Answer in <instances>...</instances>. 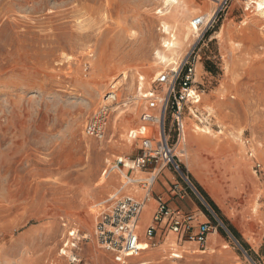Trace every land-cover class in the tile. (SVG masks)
Masks as SVG:
<instances>
[{
	"label": "rangeland",
	"instance_id": "374dc122",
	"mask_svg": "<svg viewBox=\"0 0 264 264\" xmlns=\"http://www.w3.org/2000/svg\"><path fill=\"white\" fill-rule=\"evenodd\" d=\"M246 3L231 0L216 14L212 0H0V264L125 263L97 245L94 224L108 207L104 192L118 158L141 154L139 139L125 148L127 135L140 129L141 114H158L150 95L166 91L157 82L171 71L157 55L168 40L163 24L181 34L196 17L206 23L178 50L175 69L189 59L199 101L181 103L182 121L213 148L186 154V129L179 144L170 114L165 123L196 191L187 196L198 222L220 225L207 237L217 246L176 245L165 230L156 235L157 246L164 242L158 256L148 258L155 250L147 245L126 262L264 264V14ZM105 105L104 139L87 137L85 123ZM120 170L127 184L129 171ZM175 181L187 188L177 174Z\"/></svg>",
	"mask_w": 264,
	"mask_h": 264
},
{
	"label": "built area",
	"instance_id": "2783aa9c",
	"mask_svg": "<svg viewBox=\"0 0 264 264\" xmlns=\"http://www.w3.org/2000/svg\"><path fill=\"white\" fill-rule=\"evenodd\" d=\"M217 8L215 13H221L226 9L231 0H212ZM249 2L250 0H241ZM206 23L204 17H196L192 22L194 28H201ZM194 70L186 58L179 67L173 71L163 72L157 78V82L166 88L162 96L150 95L148 103L149 110H157L158 114L154 116L149 112L141 114L140 126L137 134L129 132L131 140L139 139L141 141V154L133 159L118 158L114 170L123 169L125 161L129 166L127 171H147L149 176L138 182L140 188L145 190L146 195L139 201L133 197L125 196V198H110L105 202L108 207L102 210L96 218L94 224L93 237L98 246L102 247L106 252L114 254V261L123 263V259L131 256H138L143 250L141 249V241L138 233L137 221L142 213L143 205L148 201L152 194L150 189L156 182L158 172L157 167H166L177 174L181 180L187 183V188L181 186L174 187L173 197L183 199L187 196V192L196 193L189 182V176L183 170L180 158L176 154V145L172 144L171 131L167 129L165 118L166 114H170L172 129H174L175 140L182 144L184 137V122L182 121V102H190L197 104L199 94L192 89ZM107 99L115 100L114 93L110 94ZM109 107L106 105L95 112L85 123L84 134L97 140H103L106 133V123L109 117ZM140 136V137H138ZM127 184L135 182L130 176L125 174ZM188 189V191H187ZM155 212L152 217L151 224L144 231L143 236L150 247H156V235H161L165 230L176 236V241L197 244L200 250L206 247V240L213 232H217L218 223L211 225L207 220L198 222L197 216L191 213H185L180 210L170 209L167 202L162 198L155 199ZM76 259L72 258L70 263H75Z\"/></svg>",
	"mask_w": 264,
	"mask_h": 264
},
{
	"label": "crops",
	"instance_id": "0c3cea01",
	"mask_svg": "<svg viewBox=\"0 0 264 264\" xmlns=\"http://www.w3.org/2000/svg\"><path fill=\"white\" fill-rule=\"evenodd\" d=\"M190 124H184V129H186V135H185V139H188L186 145H185V150H186V154H190L191 156L196 155H202L204 153V151H209L210 148H213V144L211 142V140L207 139L204 134L202 133H195L193 132V130H191L190 128ZM184 135V134H183ZM184 138V137H183ZM179 147V146H177ZM139 156V155H138ZM196 165V169H198L199 171H203V166L201 162H199L198 164L195 162L193 163ZM192 164V165H193ZM187 171L189 172L188 168H186ZM192 169V168H190ZM129 171V170H128ZM155 172H158V177L156 182L152 185L150 192L152 194V197L146 201L143 205L142 208V213L140 214L138 221H137V227H138V233L140 236V241L141 244L142 243H146L143 233L144 231L148 228V226L151 224L152 221V217L153 214L155 212V206H156V202L155 199L158 198H162L164 201L167 202V205L170 209L173 210H180L182 212L185 213H191L196 215L197 211H198V206L197 203H195V201H192V199L190 198V196H187L186 198L183 199H179L178 197L175 198L173 197L174 193L173 189L174 187L177 185V188L179 187V184L175 181V174L172 173V171H170V169L166 168V167H157L154 170ZM113 174L110 175V185L107 188V190L104 192V194L108 197H112L114 195H116V197L121 198H125V196H130L133 197L139 201H141L144 196L146 195L145 190L142 188H140V186L137 184L138 182L146 179L149 175V172L147 171H141V172H137V171H129L126 172L125 174L127 176H130L135 182L131 183V184H126L124 186V182H123V178L121 176V174L116 173V172H112ZM190 174L191 177L193 179L196 180L197 184L204 189V184L202 183V180L200 177L197 176V174L192 173V170H190ZM197 216V215H196ZM200 220L199 218H197V221ZM171 236V239L173 241V243H176V237L175 235L169 233ZM165 241V240H164ZM164 243V242H163ZM163 243L156 246V247H150L149 249H154L155 251L153 252H149L146 253L148 254V258L150 257H154V256H158L159 255V251L162 250L159 249L157 250V248H160L161 246H163ZM206 247L204 250H201L202 252L206 251L207 249L211 250L213 249L215 246H217L216 242L212 241V239L210 241L206 240ZM178 243H176L177 245ZM188 244H193V243H188ZM197 245V244H195ZM198 247V246H197ZM145 251V250H144ZM144 251H142L140 254H142Z\"/></svg>",
	"mask_w": 264,
	"mask_h": 264
},
{
	"label": "bare ground",
	"instance_id": "6f19581e",
	"mask_svg": "<svg viewBox=\"0 0 264 264\" xmlns=\"http://www.w3.org/2000/svg\"><path fill=\"white\" fill-rule=\"evenodd\" d=\"M168 2H172V3H175L176 2V0H168ZM246 6V9H248V8H253L254 9V11L256 12V13H258V14H260V15H262V14H264V0H250L248 3H246L245 4ZM192 22L193 21H190L189 22V25H188V27L184 30V31H182L181 32V34H176L174 31H173V28H171L170 26H169V24H167V23H164L163 24V27H162V30H163V33L165 34V35H167L168 36V40H165L164 42H163V50H164V52H162V53H158L157 55H158V58H159V60L161 61V62H163L164 64H168V65H170L171 66V71H173V70H175V67L177 66V57H178V50H180L181 49V46L182 45H185V44H187L188 43V41H189V38H190V35L191 34H193V35H195V34H197L198 33V31H199V29H197V28H194L193 26H192ZM139 80H142V77H139ZM112 88H114L113 86H112ZM107 101V100H106ZM138 131H139V129H138ZM138 131H136V130H133V131H131L130 133L131 134H137V132ZM183 140H184V138H183ZM126 141H127V145L125 146V148L129 145V144H131V141H130V136H128L127 135V139H126ZM184 142V141H183ZM179 154L181 155L182 153H183V150L182 149H180V145H179ZM129 166V163H128V161H125V166H124V168H126L127 169V167ZM123 171V170H122ZM112 173V172H111ZM111 173H108L107 171H105V172H103V174H102V177H104L105 178V182L107 181V178L109 177L108 175L109 174H111ZM118 173L119 174H121V170H118ZM123 174V173H122ZM122 174H121V176H122ZM125 174V173H124ZM125 176V175H124ZM125 179V178H124ZM126 183H124V185H125ZM110 198H112V200H114V199H118V197H116V195H114V196H112V197H110ZM213 233H215V232H213ZM170 235V234H169ZM141 245V249L144 251V250H146L147 249V245L148 244H146L145 242L144 243H142V244H140ZM149 246V245H148ZM140 255V254H139ZM138 255V256H139ZM133 257H135V256H131V257H127V258H124L123 259V263L124 264H127V260H132V259H134ZM137 257V256H136ZM182 256H181V254L179 253V254H176V253H173L172 255H171V258H173V259H179V258H181ZM140 264H145V263H140Z\"/></svg>",
	"mask_w": 264,
	"mask_h": 264
},
{
	"label": "trees",
	"instance_id": "16d2710c",
	"mask_svg": "<svg viewBox=\"0 0 264 264\" xmlns=\"http://www.w3.org/2000/svg\"><path fill=\"white\" fill-rule=\"evenodd\" d=\"M196 189H197V191H199L200 195L206 200L208 206H209L210 208H213V210L215 211V213L219 216V215H220V211H219V209L215 206V204H214L212 201H210V200L208 199V197H207V195L205 194V192L202 191V190L200 189V187H198V186L196 187ZM199 207L205 212L206 215L210 216L206 208H204L202 205H199ZM221 219H222V218H221ZM212 222H213V224H216V223H214V221H211V223H212ZM224 225H226L227 230H228V232L232 235V237H233L237 242H239V243L241 244V246H242L243 248H245V250H248V248H247V246L245 245V243H244L243 241H241V238H240L239 234L237 233V231L234 229V227H233L232 225H229L226 221L224 222Z\"/></svg>",
	"mask_w": 264,
	"mask_h": 264
}]
</instances>
